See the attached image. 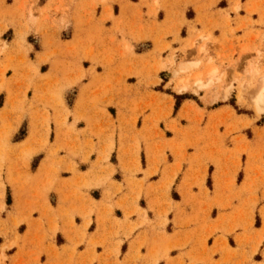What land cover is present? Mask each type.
<instances>
[{"label": "crops", "instance_id": "obj_1", "mask_svg": "<svg viewBox=\"0 0 264 264\" xmlns=\"http://www.w3.org/2000/svg\"><path fill=\"white\" fill-rule=\"evenodd\" d=\"M235 2L158 0L155 8L154 0H0V113L12 129L1 171L0 264H264V116L187 97L175 109L174 97L158 89L171 72L154 71L170 49L179 53L188 25L202 28L198 18L214 38L215 60L231 46L237 59L236 42L257 45L264 0H238L237 11ZM29 7L36 22L25 25ZM17 30L26 31L20 44ZM28 62H38L37 72ZM78 75L61 96L72 108L82 88L80 110L91 122L69 115L54 143V108L62 106L33 92L49 100L64 76ZM189 101L204 109L201 119L183 108ZM46 116L49 144L39 149ZM9 165L19 176L14 189ZM93 178L101 183L83 184Z\"/></svg>", "mask_w": 264, "mask_h": 264}, {"label": "rangeland", "instance_id": "obj_2", "mask_svg": "<svg viewBox=\"0 0 264 264\" xmlns=\"http://www.w3.org/2000/svg\"><path fill=\"white\" fill-rule=\"evenodd\" d=\"M104 1V0H102ZM158 5V0H154V7ZM153 8V10H155ZM240 8V3L238 0H236L233 9L234 11H237ZM108 10H110V6L108 7ZM26 15V16H25ZM20 13L21 18H26V22H23L25 25L26 23H35L36 17L33 12V9L31 7L28 8L27 14ZM188 17L192 16V12L188 11L187 13ZM168 18V15L166 16ZM184 19H179V24H182V21ZM65 21V19H61V22ZM173 20L169 21V23H172ZM197 22L202 25L201 29H198L195 24L188 25L187 32L182 31V35H186L182 41H184V44L181 48H179V53H175V50L170 49L169 56L165 59L158 58L157 64L154 67V71H156L158 68H168L171 72L170 77L168 78L165 75L161 76L162 82L166 83V87H158V89L165 91L166 93L172 95L174 97V101L176 102V98L179 99V103L181 100L185 97L192 98L197 101L200 105L209 103V104H215V103H222V102H228L238 112H245L243 108L238 107V105L250 108L253 110L256 117L264 116V113L258 114L256 113L254 106L251 103V97L254 96L255 91L257 87L259 86L258 78L264 74V33L262 35L261 32H259L255 37H259L260 41L257 45H254L253 40H251L250 44L248 45H238V42H236V49L240 51L239 57L237 59H234V54L236 51L234 50L233 46L229 48L228 53H217V57L215 60L209 53L210 50L215 51V46H213L214 38L212 37V34L210 31L206 30L204 26L203 20L200 18L197 19ZM188 24V23H187ZM176 28V26H172L171 29H169L168 33H173V29ZM26 31L25 30H17L16 31V42L22 43L24 41V35ZM175 33L177 34V29H175ZM262 35V36H261ZM160 40L159 38H155V43L158 44ZM237 40V39H236ZM235 40V41H236ZM212 44V46H211ZM200 47L203 48V50H199ZM126 48L130 49V45L128 44ZM164 48H170L169 44H165L161 46L159 49ZM5 52V45L0 47V54H3ZM28 65H30L34 71L37 72V65L38 62H28ZM211 65L214 66L218 71V78L213 79L210 85L208 86H202L200 83H196V76L201 74V79H204V76L202 75L205 69ZM11 66V64H6L4 67ZM17 65H13L11 67L15 68ZM251 68H254L257 70L256 73H250L249 70ZM200 73V74H199ZM79 78V75L76 77H63V83L56 85L55 90H52V94L50 99H45L43 95H38L37 90H34V95L38 96V99L40 101H43L45 105H51L52 107L54 105L62 106L61 110L55 111V115L53 117L54 123H55V138L54 143H56L58 137H59V130L60 125L64 123L65 119L69 115L73 117L74 120L78 119H84L91 122V117L87 116L84 112L80 110L83 100V89L80 88L78 90V94L75 99V104L72 108L66 107V105L63 102L61 92L64 90V88L74 85L77 83V79ZM184 86L183 90H179V87ZM223 86V87H222ZM228 86V92L226 93V96L223 95V88H226ZM222 88V89H221ZM221 91V92H220ZM235 91V97L232 95V92ZM222 93V94H221ZM10 95V94H9ZM9 95L8 100L9 101ZM170 95L164 96L171 102L173 99ZM224 97V98H223ZM157 104H162L161 101H157ZM165 105V104H162ZM166 108V107H165ZM175 108V105H174ZM185 110L187 109H194L196 113L200 116V119L204 113V109L199 108L194 101L186 102L183 106ZM167 111H165L163 114L164 116H167ZM160 117L164 118L163 116L157 115L156 119H160ZM33 116L30 117L29 120V134H36V127L32 123ZM135 120V117L133 118V121ZM49 117L46 116L42 119V127L39 129L40 136L38 137V148L43 149L48 144V129H49ZM167 128L170 130H175V126L172 124L167 125ZM11 125L10 122L7 120L5 116H3L0 113V188L1 190L5 186V179L2 178L1 171L4 166L5 161L7 160L6 152L8 150V137L11 132ZM23 130H20L18 135H22ZM17 135V136H18ZM119 140H118V153L122 154L125 153L126 148H124L123 143V133L119 132ZM29 146V145H28ZM113 147V140L110 138L105 146H102V148L99 150V154L101 155V159H106L108 156L109 151ZM26 148V147H25ZM31 146L26 149L27 153H24V155L28 154L30 151ZM139 148L138 141L135 140L134 143V151L137 152ZM34 149V148H33ZM25 150V149H23ZM150 147L147 145V152H149ZM71 170L75 171L74 164L71 167ZM12 166H6L5 172H6V182L14 189L16 187L17 180L19 179V176H13L12 174ZM27 176H29V173H26ZM25 179L27 177L25 176ZM99 178H93L92 181L84 180L83 184L86 187L90 186H97L101 182ZM215 184L217 183V177L214 176ZM46 195L44 194V199H46ZM10 198L9 191L6 194V201ZM10 202V201H9ZM8 203V201H7ZM73 212L70 213V215ZM127 214V212H125ZM88 215V214H87ZM88 223L90 222V218L87 217Z\"/></svg>", "mask_w": 264, "mask_h": 264}, {"label": "bare ground", "instance_id": "obj_3", "mask_svg": "<svg viewBox=\"0 0 264 264\" xmlns=\"http://www.w3.org/2000/svg\"><path fill=\"white\" fill-rule=\"evenodd\" d=\"M199 50H203V48L200 47ZM249 72L256 73L257 70L254 68H251ZM202 75L204 76L203 80L201 79V74L196 76V83H200L203 87L210 85L212 80L217 79L219 76L217 69L214 66L212 67L211 65H209L205 69ZM258 82H259V86L257 87L254 96L251 97V103L254 106L256 113L261 114V113H264V74H262L258 78ZM183 89H184V86L179 87V90H183ZM223 90H224L223 91L224 93L221 96H226V93L228 92V86H226V88H223Z\"/></svg>", "mask_w": 264, "mask_h": 264}, {"label": "trees", "instance_id": "obj_4", "mask_svg": "<svg viewBox=\"0 0 264 264\" xmlns=\"http://www.w3.org/2000/svg\"><path fill=\"white\" fill-rule=\"evenodd\" d=\"M178 105H179V99L176 98L175 109H177ZM7 201H8V203H9V201H10L9 198L7 199Z\"/></svg>", "mask_w": 264, "mask_h": 264}]
</instances>
